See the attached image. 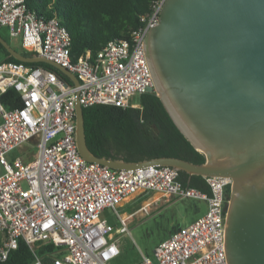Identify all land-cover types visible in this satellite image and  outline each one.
<instances>
[{"label": "built area", "instance_id": "built-area-1", "mask_svg": "<svg viewBox=\"0 0 264 264\" xmlns=\"http://www.w3.org/2000/svg\"><path fill=\"white\" fill-rule=\"evenodd\" d=\"M27 0H0V26L21 36L23 47L59 62L74 72L80 84L66 81L52 69L24 61L0 63V263L8 260L22 239L35 254L31 264H46L37 254L53 243L51 264H109L120 253L114 226L102 216L131 194L155 191L177 199L207 201L205 214L173 233L154 250L142 253L138 264H227L225 231L232 178L205 176L210 192L186 186L179 170L149 165L114 169L86 160L76 140V99L84 107L111 104L137 107L136 94L154 84L144 40L157 25L165 0H155L141 17L144 25L128 40H109L95 56L71 54V36L58 17H44ZM15 89V104L1 96ZM17 102V103H16ZM19 102V103H18ZM30 144V145H29ZM22 147V157L10 151ZM32 147L38 149L36 153ZM149 204L140 210H147ZM130 216V215H129Z\"/></svg>", "mask_w": 264, "mask_h": 264}, {"label": "water", "instance_id": "water-1", "mask_svg": "<svg viewBox=\"0 0 264 264\" xmlns=\"http://www.w3.org/2000/svg\"><path fill=\"white\" fill-rule=\"evenodd\" d=\"M144 40L157 92L170 115L206 156L128 162L95 155L87 143L84 108L76 99V140L88 161L114 169L171 166L189 174L233 180L227 209V264H264V0H165ZM16 59L46 62L78 86L59 62L25 55L1 34Z\"/></svg>", "mask_w": 264, "mask_h": 264}, {"label": "trees", "instance_id": "trees-1", "mask_svg": "<svg viewBox=\"0 0 264 264\" xmlns=\"http://www.w3.org/2000/svg\"><path fill=\"white\" fill-rule=\"evenodd\" d=\"M155 0H27V5L44 17H58L71 36V54L76 59L88 51L92 56L112 39L131 38L132 32L144 25L141 17L152 11ZM2 35V33L0 32ZM3 36V35H2ZM4 37V36H3ZM6 39V37H4ZM7 40V39H6ZM8 41V40H7ZM9 42V41H8ZM4 58L0 61H19L11 56L0 42ZM32 56L35 52H22ZM69 77L46 62L28 63ZM15 89L1 96L7 106L15 104ZM17 103V102H16ZM19 103V102H18ZM87 143L92 152L128 162L144 161L160 156H176L195 163H204L206 156L198 150L178 127L157 92L141 94L137 107L95 104L84 107ZM179 180L186 186L210 192L206 177L179 170ZM57 250L53 243L41 245L37 251L46 264L49 254ZM35 254L24 240L19 241L7 261L0 264H31Z\"/></svg>", "mask_w": 264, "mask_h": 264}, {"label": "rangeland", "instance_id": "rangeland-1", "mask_svg": "<svg viewBox=\"0 0 264 264\" xmlns=\"http://www.w3.org/2000/svg\"><path fill=\"white\" fill-rule=\"evenodd\" d=\"M0 32L18 51L24 52L21 36H12L8 26H0ZM2 53L0 51V60ZM141 94L132 97V103L139 105ZM30 145V144H29ZM38 149L32 147L34 153ZM24 149L16 147L9 152L8 157L14 159L22 157ZM5 168L0 165V174ZM159 192H137L131 194L123 205L118 207L122 217H127V231L121 232V217L112 208H107L102 214L115 230V238L120 253L114 256L109 264H138L142 260V253L153 256L155 248L173 233L189 226L206 213L207 201L194 198L177 199L171 196L159 197ZM149 204L147 210H140ZM130 215V216H129Z\"/></svg>", "mask_w": 264, "mask_h": 264}, {"label": "crops", "instance_id": "crops-1", "mask_svg": "<svg viewBox=\"0 0 264 264\" xmlns=\"http://www.w3.org/2000/svg\"><path fill=\"white\" fill-rule=\"evenodd\" d=\"M1 53H2V59L4 58V54H3V52L1 51ZM1 59V60H2ZM0 60V61H1ZM157 195L159 196V197H163V196H167V195H165L164 193H157Z\"/></svg>", "mask_w": 264, "mask_h": 264}]
</instances>
